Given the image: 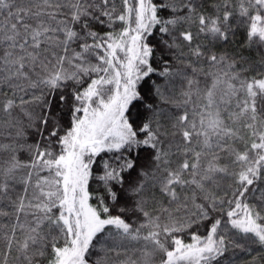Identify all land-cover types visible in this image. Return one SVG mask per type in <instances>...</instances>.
Listing matches in <instances>:
<instances>
[{
  "label": "snow or ice",
  "instance_id": "snow-or-ice-1",
  "mask_svg": "<svg viewBox=\"0 0 264 264\" xmlns=\"http://www.w3.org/2000/svg\"><path fill=\"white\" fill-rule=\"evenodd\" d=\"M248 4L241 0L240 14L251 20L248 38L264 43V0ZM198 7L195 0H119V6L117 0H0V85L11 93L0 100V111L10 116L31 103L41 109L35 116L24 112L29 127L41 137L27 146L28 162L15 154L20 149L0 145V153H10L0 161V198L9 196L16 174L26 169L25 193L31 186L35 201L25 205L20 197L17 224L3 238V264H9L14 246L16 260L23 264H155L157 256L159 264H220L229 246L249 254L264 250V78L241 79L240 72L232 71L224 80L211 74V83L200 87L195 65L203 60L220 65L227 57L209 54L194 40L199 33L227 40L232 12L225 0L222 16L199 15L194 35L184 25L194 20ZM251 7L259 10L256 15ZM117 23L122 25L119 31ZM96 24L111 30L101 34ZM154 28L158 43L148 39ZM228 67L233 69L235 61ZM84 77L91 81L86 87ZM19 81H28V88L39 89L41 95L31 101L21 96L17 103L16 92L26 91ZM67 81L78 86L73 92L76 103L71 126L60 135L53 101ZM178 82L182 100L174 99ZM222 86L226 90L221 92ZM234 97L230 124L221 106L230 107ZM66 101L67 96H59L60 104ZM180 108L183 114L173 112ZM244 130L253 139L240 151L234 145L244 139ZM23 135L22 129L16 133ZM194 137L200 151L190 147ZM221 152L228 153L231 170L220 163ZM102 153L112 155L94 176ZM177 153L185 159L173 167ZM225 177L232 184L217 195ZM91 179L97 183L94 190ZM157 189L177 205L172 211L161 208L167 223L149 208V193L155 203ZM189 204L195 212L179 217L182 208L189 211ZM26 208L32 210V225L19 223ZM206 221H211L206 236L192 231L191 242L185 243L176 235ZM17 227L26 232L22 242ZM52 232L57 234L49 245ZM133 242L143 244L138 259L127 254ZM93 249L103 253L94 262Z\"/></svg>",
  "mask_w": 264,
  "mask_h": 264
},
{
  "label": "trees",
  "instance_id": "trees-1",
  "mask_svg": "<svg viewBox=\"0 0 264 264\" xmlns=\"http://www.w3.org/2000/svg\"><path fill=\"white\" fill-rule=\"evenodd\" d=\"M195 3L199 5L197 8V14L194 20L186 22L184 25L185 29H189L196 35L199 31V15H205L209 18H215L217 15H223V6L225 4V0H195ZM228 3V10L232 12V16L230 18V28H229V35L227 40H214L211 36H207L204 33H199L197 38L194 40L195 43L201 44L205 49L208 50L209 54H216L218 57L223 55L227 57L224 63L220 65H210L206 60H203L201 63L195 65L200 71L197 72L195 79L200 81V87L203 88L205 83L210 84L212 80V75H218L222 80L226 79L225 73L231 74L232 71L240 72L241 79H248L251 80L252 78H264V43H260L258 37L254 38L253 40H249L248 38V31L249 26L251 23L249 16H241L240 14V5L241 0H227ZM254 3V0H253ZM117 5L119 6V0H117ZM244 6L249 7L248 0H244ZM219 7V11H218ZM249 11L252 15H256L259 11L255 7L249 8ZM264 14V12H262ZM166 15V14H165ZM115 30L119 31L122 27L121 24L117 23L115 26ZM94 29L101 34L104 32L110 31L107 26H100L98 24L94 25ZM159 31L158 28L153 29V34L149 36L150 43H158L159 41ZM77 50H79L78 45H73ZM57 52H61V49H54ZM50 54V53H49ZM159 55V51L157 52V56ZM235 61V67L233 69H229L228 65ZM93 63L95 61L93 60ZM65 68L71 72L73 69L69 65H65ZM39 71V69H37ZM189 75H192L191 69H189ZM35 73L32 74V79H36ZM95 78V76L93 77ZM155 79V77H153ZM86 83L84 87L87 86V83H90V79L84 77ZM18 83L21 84L22 88H25L26 91H17V103H19V97L23 96L25 100L31 101L33 95L39 96L41 95V91L39 89H30L28 88V81H19ZM66 87H62L56 93V100L53 101V116L60 118V124L62 126V130L60 135H63L64 132L70 127V116H71V109L75 105V101L73 98V92L75 88L78 87L75 85L74 81H67ZM237 87L239 84L237 82ZM80 90H83L82 88ZM226 90L223 86L221 88V92ZM181 87L179 82L177 83L176 91L174 93V99L182 100L183 97L180 96ZM5 93L11 96V93L8 92V89L5 88L3 85H0V100H3ZM65 95L67 96V101L65 104H60L59 96ZM239 99L242 101L244 99L245 94L243 92L238 93ZM49 100L52 99L51 94L47 97ZM236 103L237 100L234 97L231 102L230 107H226L224 105L221 106V111L223 112L224 119L231 121L229 119L230 114L236 111ZM192 104L188 105L187 111H189L190 119L192 118ZM32 112L33 115H38L41 111L40 107L36 103H31L26 105L25 109L22 111L20 108H15L11 115L9 116L3 111H0V145H11L13 148L20 149L15 154L22 162H28L30 160V154L27 151V146L34 144L37 140L41 137L36 132L35 127H29L30 121L24 115V112ZM185 111L184 108L180 109H173V112L176 114H183ZM240 127V125H236ZM53 124L50 123L49 131H51ZM23 130L24 135L22 137H17L16 133L18 130ZM244 136L242 141H237L234 145L240 151H244L246 147H250L253 137H251L250 133L247 130L242 131L241 133ZM47 133H45V136ZM171 139V138H169ZM182 137L177 136L176 142H181ZM21 145L23 148H21ZM192 149L195 151L201 150V145L198 142L197 138H193V141L190 145ZM175 151V149H174ZM10 153H0V161L8 159ZM110 153H102L98 158L97 165L95 166V171L93 175L99 174V166L104 159H107L111 156ZM221 160L220 163L228 164L231 170V162L228 159L227 152H221ZM190 160L192 159L191 156L188 157ZM185 157L177 153L173 156V167L176 166V163H182ZM204 163L206 164L207 161L205 160ZM27 175V170H21L16 174V180L13 182V189L10 192L7 198H0V211L8 213V215H0V264H3V252L5 250L4 244V236L5 234H11V228L13 225L17 224V214H16V207L18 206L20 197L25 198V205L28 204L29 201L33 200L34 196V189L29 186L27 193H25V185L23 183L24 177ZM187 178V176H186ZM33 184L35 183V176L33 177ZM90 190H94L97 187V183L94 179L90 180ZM232 184L231 179L225 177L221 180V189L217 192V195L222 196L224 194L223 190L227 189L228 186ZM260 187H264V182H261ZM191 193L188 192V195ZM229 196H231V192H229ZM152 194L149 193V208L153 210V215H160L162 217L161 223H167V213H162L161 208H168L170 211L175 210L177 205L170 204L168 198L166 196H162L159 190H156L155 193V200L156 202L153 203L151 200ZM181 200H183V194L181 195ZM95 203V200L91 201ZM225 210H227V205H225ZM31 209L26 208L25 212L19 214V223H23L25 225H32L34 224L33 216L30 214ZM190 212H195V209L189 204V211H185L183 208L177 214L179 217H186L190 214ZM25 213H29L26 215ZM135 220V218H133ZM143 222V218L141 217L140 220H136V224ZM211 221H206L200 224L199 227H193V229L188 230L184 233H176V235L183 239L185 243L191 242V232L196 231L201 236H206L207 231L206 229L210 227ZM49 231L48 225L45 224L43 226V232L47 233ZM223 231V229H221ZM147 230H145L146 234ZM57 233L52 232L49 236V245L51 243L52 236H55ZM26 232L20 231L17 227L16 237L21 242L24 239ZM231 238V236H230ZM169 243L171 242V237H168ZM63 243V239L60 240ZM241 242V241H236ZM143 244H136L135 242L127 245V254L131 256L133 259L139 258V248H141ZM48 251H51L49 246ZM93 252L97 253V255H92L91 260L94 262L97 260L98 255H103V253H99L98 249H93ZM19 253L16 251L14 246L13 251L9 257V264H23V261H17L16 257ZM253 257H256L254 264H264V250H259L249 254L246 252H241L239 249H236L232 246H229L227 253L224 257L220 258V264H253ZM44 264H47V260L44 261ZM155 264H159V256H157L155 260Z\"/></svg>",
  "mask_w": 264,
  "mask_h": 264
}]
</instances>
